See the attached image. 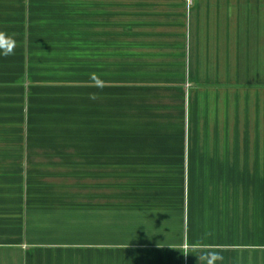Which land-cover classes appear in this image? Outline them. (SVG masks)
Listing matches in <instances>:
<instances>
[{
	"label": "rangeland",
	"instance_id": "374dc122",
	"mask_svg": "<svg viewBox=\"0 0 264 264\" xmlns=\"http://www.w3.org/2000/svg\"><path fill=\"white\" fill-rule=\"evenodd\" d=\"M213 19L206 0H0V185L69 186L78 194L81 186L102 187L106 251L113 192L120 210L124 197L139 196L153 209L163 197L170 240L158 244L187 250L185 239L171 240L181 230L182 198L189 213L194 200L226 196L193 191L227 186L190 176L204 174L209 158L221 169L258 156L257 147L238 143L188 142L214 129L215 136L240 134L234 114L244 85L235 64L242 49L234 33L232 51L214 44ZM78 208L71 209L73 229ZM215 226L196 242L210 243L205 235ZM200 255L199 264H229Z\"/></svg>",
	"mask_w": 264,
	"mask_h": 264
},
{
	"label": "crops",
	"instance_id": "0c3cea01",
	"mask_svg": "<svg viewBox=\"0 0 264 264\" xmlns=\"http://www.w3.org/2000/svg\"><path fill=\"white\" fill-rule=\"evenodd\" d=\"M206 2L208 12L214 17L211 26L214 28L211 33L217 34L214 44L232 51L234 33L242 49L241 60L235 64L240 82L245 86L240 93L243 100L238 103L239 111L234 114V122H240V134L233 139L215 136L218 131L214 129L213 136L188 142L213 146L238 143L257 147L258 156L254 161L239 158L221 169L222 165L210 164L214 159L209 158L206 164L204 162L203 167H207L203 169L204 174L197 169L196 174L190 176L222 178L227 186L192 190L194 196L202 193L226 196H212L207 204L205 197L197 203L194 200L190 203L192 206L189 204V213L185 210L186 200L182 198L179 205L181 230L171 240L181 243L185 239L189 248L177 245L168 250L158 244L170 240L164 222L168 203L163 197L155 209L149 208L150 203L146 199L141 201L139 196L124 197L122 203L127 207L120 210L119 192H113L111 237L108 238L112 249L106 251L102 249L105 241L102 187L81 186L78 194L69 186L0 185V264H73V258L76 264H199L200 254L223 258L229 264H258L259 260L264 264V0ZM203 18L196 17L194 24L198 30L200 23H205ZM224 33L231 36L221 41L220 35ZM233 65L230 60V64L227 61L223 67ZM183 167L186 170V163ZM232 179H239V185H232ZM73 206L79 207L74 213L80 219L79 227L74 229ZM121 211L129 218L124 231L121 230ZM149 217L154 220L150 228L147 226ZM212 225L218 228L209 230L205 236L213 240L198 244L195 239L204 237L207 227ZM191 253L199 254L190 256Z\"/></svg>",
	"mask_w": 264,
	"mask_h": 264
},
{
	"label": "clouds",
	"instance_id": "9594fccd",
	"mask_svg": "<svg viewBox=\"0 0 264 264\" xmlns=\"http://www.w3.org/2000/svg\"><path fill=\"white\" fill-rule=\"evenodd\" d=\"M5 54H7V53H5ZM209 264H211V261H209Z\"/></svg>",
	"mask_w": 264,
	"mask_h": 264
}]
</instances>
